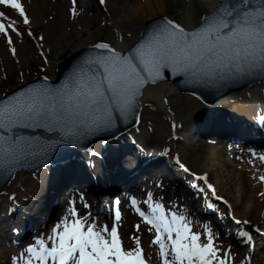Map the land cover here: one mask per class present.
<instances>
[{
    "label": "snow or ice",
    "instance_id": "6c2138e0",
    "mask_svg": "<svg viewBox=\"0 0 264 264\" xmlns=\"http://www.w3.org/2000/svg\"><path fill=\"white\" fill-rule=\"evenodd\" d=\"M71 2L75 17L77 0ZM99 3L103 5L105 0ZM0 5L16 10L23 24L29 26L27 34L33 35L31 20L21 0H0ZM5 18L6 13L0 12V35L12 45L11 33L17 36L23 33L17 30L15 21L6 24ZM92 47L106 54L86 57L60 88L31 89L28 94L0 102V130L8 133L0 135V159L17 162L30 156L46 155L51 150L50 146L23 137L14 129L45 128L62 132L64 137L81 139L113 127L117 114L126 118L135 108L140 89L149 81L155 83L161 79L164 69L190 79L233 70L236 73L245 69L264 71V0H220L213 12L192 31L164 18L149 39L138 44L128 56L121 55L107 43H95ZM11 54L17 55L15 47H11ZM63 142H71V139ZM88 151L91 153L92 149ZM260 159L264 160V156ZM175 162L188 171L179 158ZM198 179L215 193L206 176ZM259 180L264 182V176ZM260 195L264 197V192ZM217 199L222 197L217 196ZM70 203L73 206L68 211L72 219L64 217L51 229L47 243L44 238H37L12 258V264L19 261L22 264H146L138 237L131 238L135 247L127 250L116 226L98 229L94 223H88L87 217L80 216L74 201ZM119 203L116 201L117 222L121 219ZM224 203L227 205L228 201ZM131 204L144 224L150 226L149 231H154L151 243L158 246L161 264H229L231 249L225 251L216 243L210 225H205L206 240H202L186 216L175 212L168 215L163 205L157 203L150 205V217L136 206L134 198ZM84 207L89 205L85 203ZM232 219L236 224L250 223L237 220L235 216ZM135 227L140 230L139 224ZM239 235L251 240L249 231H241Z\"/></svg>",
    "mask_w": 264,
    "mask_h": 264
},
{
    "label": "rangeland",
    "instance_id": "374dc122",
    "mask_svg": "<svg viewBox=\"0 0 264 264\" xmlns=\"http://www.w3.org/2000/svg\"><path fill=\"white\" fill-rule=\"evenodd\" d=\"M114 1L115 0H106L105 6L101 7L97 0H79L76 5L77 13L74 17L72 14L73 5L71 0H21L31 20L30 30L33 33L31 36L27 34L29 26L23 24L22 18L19 16L18 12L0 5V12L6 13L4 22L9 24L15 21L17 30L23 33L22 36L11 33L13 44L9 45V47L6 38L0 35V88H2L3 91L7 90L5 84L8 85L13 83V79L9 78L20 76V80L23 82L26 78L29 79L31 76H34L33 74L43 72V70L39 68L40 65H44L42 60H44L49 67L46 74L51 75L55 73L56 63L67 56L70 50L94 43L97 40H105L113 46H117V43H120L123 47H128L138 37L139 30L146 19L158 15H167L184 27H186V21L190 19L191 25L194 26L199 22L201 16L208 11V8L204 7L202 0H163V12L152 14L146 12L145 15L124 18L120 23H117L115 21V15L118 9H116ZM40 37H44V39L41 40ZM11 47L17 49L16 56L10 54L8 48L11 50ZM156 87H161V84L156 85ZM9 88L10 87H8V89ZM249 88L253 89L257 96L263 97L264 83L253 85ZM2 89H0V93ZM240 93L241 91L236 94L240 96ZM165 98H167L166 101L168 106L170 105L171 108H173L175 120L183 125L192 120L191 116L195 111L194 109L193 112H191L192 105L193 103L194 105L197 103L190 95L180 94L173 88L170 94H165ZM141 118L140 138L145 145H151L155 149L163 147L166 144H170L172 147L176 146L178 153L184 161L189 163L195 171L200 172L202 170V164H204L205 160L199 157L200 154L198 149L182 145L180 141H176L175 143L173 141L168 142L169 128L164 107H160L155 100L146 97L142 99ZM149 128L151 130H149ZM203 142L206 143L205 141ZM196 145L197 144L194 146ZM201 145L204 144L201 143ZM208 146L216 150L221 145L209 144ZM241 152L242 151L238 150H232V152H230L229 147L221 149V155L224 156L225 159V164L223 165L224 183L228 185V191L232 194V202L237 205L234 210L235 212L237 210L239 218L241 215H245L246 218H249L252 222L259 221L261 217H259L258 211L253 209V200L259 196L257 195V188H254L252 192L251 189L249 190L250 185L247 186L248 183H240V181L237 180L238 177L236 176L234 178L233 175L232 160L235 159L236 161L242 162L241 160H237ZM231 155L232 160L229 158ZM229 160L231 162H229ZM247 163H249L250 166L254 161L247 159ZM252 167L256 170H254L255 173L259 171L264 175V163L260 165L253 164ZM237 169H239V166ZM209 178H212V175H209ZM39 179L40 178L37 176L31 180V177L28 175L19 174L8 187V191L16 193L20 198H36L35 194L40 190ZM234 183L238 186V189L232 188ZM242 185L244 186L241 187ZM173 188L171 184L169 187L170 191H168L170 196L173 195L171 191ZM243 190L245 194L242 193ZM228 191L225 193L227 194ZM160 192L163 194V191H159L158 193ZM186 195L187 197L189 196L188 193ZM165 196L166 195H163L160 198L164 199ZM174 199L182 201L185 199V196L179 193L174 196ZM10 203L7 197L4 196L3 201L0 197V212L4 210V204L9 205ZM64 204L66 205L65 200ZM180 205L186 206L183 202ZM123 209L124 207L121 206L122 213ZM55 217H57V215ZM139 223L141 222L135 218L130 223V231H126L125 238H127L130 245L129 247H135L134 241L131 238L136 236L140 239L142 248L146 249L151 244L153 252L155 250L154 245L150 240L145 239V241L141 236V233H143V236H148L149 239L151 234H149L143 224ZM137 224L140 225L139 231H137L135 227ZM223 224H226L224 227V232H226L225 229L230 227L227 226L228 221L224 220L217 223V228L219 230L223 229ZM0 226H2V224H0ZM120 227L122 229L121 221ZM10 231L11 228L0 230V261L3 262L0 264H8L10 256H12V252L8 249V240L2 238L4 235L9 238ZM227 239L228 236L222 234L218 236L219 242L222 240L227 242ZM262 264H264V262Z\"/></svg>",
    "mask_w": 264,
    "mask_h": 264
},
{
    "label": "bare ground",
    "instance_id": "6f19581e",
    "mask_svg": "<svg viewBox=\"0 0 264 264\" xmlns=\"http://www.w3.org/2000/svg\"><path fill=\"white\" fill-rule=\"evenodd\" d=\"M202 1H203L202 3L204 5V7L208 8V10L213 9L216 5V2H217V0H202ZM114 3L116 5V9H118L117 13L115 15V21L117 23H120L124 18H130L131 16L145 15L146 12L152 14V13L164 11L163 0H142V2H141V0H115ZM136 3H138V4H136ZM191 26H192L191 21H190V19H188L186 21V27L190 28ZM117 47H118V49L124 48L120 43H117ZM72 52H74V49L70 50V53L68 55H70ZM172 87L173 86L171 83H166V84L163 83V84H161V87H159V88L156 86H147L143 91L142 99H145L146 97L151 98L152 100H155L160 107H163V104L161 103V98L166 93H170V91L172 90ZM227 98L228 97H226L222 101L225 102ZM238 98L236 97L235 101L228 108L229 111L230 112L234 111L237 114H239L243 111V114L246 117V122H248V119L251 118L261 125L264 124L263 123L264 111L262 109L263 104H264V98H262L263 99L262 100L260 97H257L254 90L248 89V88L244 89V91L242 92V95L240 96V99H238ZM262 102H263V104H262ZM236 103H238V104L239 103H245L248 105V109H254V111H258V113L250 114V113L246 112L245 108L237 105ZM240 109H243V110H240ZM216 116H217V114L215 115V120L212 122V125L214 127L235 128L236 124L238 123L237 120H235L234 122L220 121V119H218ZM251 124H252V122H251ZM241 125H243V124L241 123ZM205 126H209V124H205ZM191 127H192V124L190 123L187 128L190 129ZM209 138H211V137H209ZM199 154H200V157L205 160L204 164H202L203 170L201 172L211 173L213 177H216V179H218L217 183H218L219 189L221 192L224 193L225 192L224 189H227V184L224 185L223 178H222L223 177L222 172L224 170L223 165L225 164L224 157L221 155V153L219 151H215V152L211 151L209 146H207V144L204 145V148L201 147L199 149ZM233 165H234L233 174L238 177L237 180H239L243 184L246 183V181L249 180V178L243 174L244 171L247 170L246 167H244L243 165H241L239 163H236ZM239 165H241V168L237 169V166H239ZM70 170L73 171L74 168L73 169L71 168ZM242 170H244V171H242ZM248 176L251 177V174H248ZM245 179H246V181H245ZM248 184H250V183H248ZM253 185H254V187H259V188L261 186L260 182L257 180L254 181ZM233 188L238 189L237 185H235V184L233 185ZM243 194H245V193L243 192ZM55 196L59 197V199H57V203L60 204L62 199H63L62 193L56 192ZM234 206H235V204H234ZM263 206H264V198L253 200V209H255V210L258 209L259 217H260V209H262ZM131 217H132V215H130V214L126 215V217H125L126 223L129 222ZM241 218L246 219L244 216H242ZM259 242L263 243V239H260ZM255 255L260 257L261 259H264V256L261 255V249H259L255 253Z\"/></svg>",
    "mask_w": 264,
    "mask_h": 264
},
{
    "label": "water",
    "instance_id": "95a60500",
    "mask_svg": "<svg viewBox=\"0 0 264 264\" xmlns=\"http://www.w3.org/2000/svg\"><path fill=\"white\" fill-rule=\"evenodd\" d=\"M77 57L78 53L73 54L67 61L62 62L58 66V74L56 80L53 83L47 86H43L41 88H60L65 83L67 77L73 72V70L81 64L78 60H76ZM163 74L166 76L168 74V70L164 69ZM135 112L136 110L133 112V114ZM130 113L127 116H130ZM118 119H120V117L117 114V119L114 121L113 127L107 130L98 131L94 134L86 135L81 139H72L70 137H64L63 133L59 131H48L45 128H31L33 130L40 129V132H37L33 135L21 136L32 139L40 144L48 145L50 146L51 150L46 155L30 156L26 159H21L17 162H13L8 159H0V188L6 185L13 170L23 169L27 172H31L47 162L56 161L75 151L88 147L90 144L97 140H104L117 134L121 131V129L117 127ZM125 124L128 123L125 122ZM65 139H71V142H63Z\"/></svg>",
    "mask_w": 264,
    "mask_h": 264
}]
</instances>
